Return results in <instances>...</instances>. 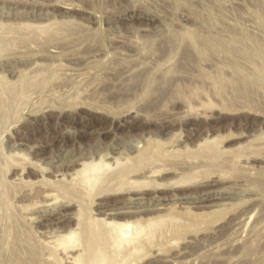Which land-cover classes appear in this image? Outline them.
Wrapping results in <instances>:
<instances>
[{"label":"rangeland","instance_id":"1","mask_svg":"<svg viewBox=\"0 0 264 264\" xmlns=\"http://www.w3.org/2000/svg\"><path fill=\"white\" fill-rule=\"evenodd\" d=\"M0 80V264L60 263L47 241L71 206L38 193L41 168L130 143L154 165L204 161L176 190L194 198L162 204L183 222L153 264H264V0H0ZM207 136L250 158L198 151Z\"/></svg>","mask_w":264,"mask_h":264},{"label":"bare ground","instance_id":"2","mask_svg":"<svg viewBox=\"0 0 264 264\" xmlns=\"http://www.w3.org/2000/svg\"><path fill=\"white\" fill-rule=\"evenodd\" d=\"M206 104H209V102ZM220 144L221 141L217 136H207L197 143V146L200 147L198 151L206 150L204 152L207 154L210 153L209 156L231 153L233 160L241 156L250 158L241 151L240 148L223 149L220 147ZM122 147V150L120 147H116L118 150L116 152H111L112 154L108 152L103 154L99 153L100 155L98 154L99 156L97 157H83L81 160L77 159L74 161L72 158L69 162L70 171L68 173L56 172V175L61 176L55 180L47 179L46 176H44L45 169L41 168L40 181L48 183V185L44 186L40 191L38 190V193L47 199L51 196L52 198L50 199L52 200H58L61 196V198L66 200L65 206H71L70 211H64L59 216L60 220H68L66 225H63L61 230L56 234L50 235V241H47L48 243L53 242L54 244H52V246L54 248H52L57 251L55 253L60 254L59 256L58 254H54V257L51 255L52 258H55L54 260L57 259L60 263L64 261L66 264H135L138 260H142V262L145 259L148 260L150 256L156 259H149V261H145V264H153L152 261L157 262L158 260H165V256L161 255L167 250L166 244L171 241L170 236H172V233L180 228L183 218L181 215L175 213H169L168 211L163 212L162 204L168 200L177 201L183 198H194L191 192L188 193L185 192V190L184 193H181L183 190L181 192L176 190L182 187H188L195 182L196 176L199 173L197 172L198 167L204 165V161L197 163L191 162L190 164L189 162L184 163L182 161L173 163L175 161L174 159V161L170 163H163L162 161L165 159L161 161L159 158L162 163L154 165V161L146 162L142 160V157L135 159L134 156L130 155V152H133L132 149H137L132 143L126 144V146L122 145ZM122 152L124 153L123 156L120 155ZM256 152L253 151L252 153L255 154ZM147 157H149V155ZM172 157L173 155H171V158ZM253 158H257V156ZM168 159L167 157V160ZM195 168H197L196 171ZM190 170H194V172L192 173ZM224 172L226 173L227 171H221L219 176L222 177L220 174H224ZM171 173H180V176H178V174L177 177H165L167 174ZM198 178L197 180L199 181ZM159 190L172 191L170 193L158 194L157 192ZM192 190L194 191L195 189ZM196 192H194V194ZM232 192L235 191L231 190L228 191V194L222 193L223 195H217L228 197L233 194ZM118 194H127V196L125 195L126 197H124L123 195L121 198L116 197V201L130 200L132 201L131 205L110 207V202L107 199L104 201H93L95 197L102 199V197L106 198L107 196ZM213 194L215 193L213 192ZM40 202H43V200ZM202 202L204 203L206 201L203 200ZM44 203L47 204L46 200ZM181 203H185V201ZM193 203L196 202L194 201ZM62 204L63 207H65L64 203ZM204 204L211 205V203ZM32 205L37 206L36 202ZM21 206V210L26 208V213L29 211L28 208L30 206H28V204H21ZM56 248L59 250H56ZM51 253L54 252L50 251V254ZM169 259L167 258L166 260L168 261Z\"/></svg>","mask_w":264,"mask_h":264}]
</instances>
